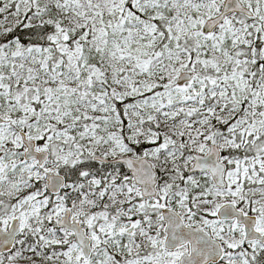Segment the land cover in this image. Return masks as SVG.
<instances>
[{
  "label": "snow or ice",
  "instance_id": "6c2138e0",
  "mask_svg": "<svg viewBox=\"0 0 264 264\" xmlns=\"http://www.w3.org/2000/svg\"><path fill=\"white\" fill-rule=\"evenodd\" d=\"M0 264H264V0H0Z\"/></svg>",
  "mask_w": 264,
  "mask_h": 264
}]
</instances>
